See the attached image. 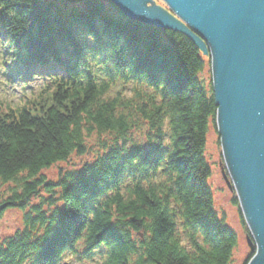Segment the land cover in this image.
I'll list each match as a JSON object with an SVG mask.
<instances>
[{
	"label": "trees",
	"instance_id": "1",
	"mask_svg": "<svg viewBox=\"0 0 264 264\" xmlns=\"http://www.w3.org/2000/svg\"><path fill=\"white\" fill-rule=\"evenodd\" d=\"M0 53L41 82L0 102V203L21 214L0 264H231L237 238L207 184L208 56L107 0H0ZM92 137L91 162L43 174L89 156Z\"/></svg>",
	"mask_w": 264,
	"mask_h": 264
},
{
	"label": "water",
	"instance_id": "2",
	"mask_svg": "<svg viewBox=\"0 0 264 264\" xmlns=\"http://www.w3.org/2000/svg\"><path fill=\"white\" fill-rule=\"evenodd\" d=\"M109 1L125 18L179 33L208 56L221 157L254 252L247 264H264V0Z\"/></svg>",
	"mask_w": 264,
	"mask_h": 264
},
{
	"label": "rangeland",
	"instance_id": "3",
	"mask_svg": "<svg viewBox=\"0 0 264 264\" xmlns=\"http://www.w3.org/2000/svg\"><path fill=\"white\" fill-rule=\"evenodd\" d=\"M205 61L206 66L204 67L201 78L205 85H208L211 82L210 64L209 60ZM5 74H7V76H5ZM40 85L41 82L39 80L24 84L21 81V78L15 73L12 66L7 68H4L3 66L0 67V102L6 104V106L23 105L26 101L32 99L39 93L38 90ZM93 138L94 137L87 141V147L91 149L89 156L79 158L74 155L70 158L69 165L64 163L56 164L48 171H44L43 174L48 179L55 181L59 169H76L78 168L76 165L79 163L91 162L97 152ZM205 159L210 169V177L207 180V184L212 193L215 212L219 217L224 215L227 227L235 233L237 238V245L232 255L231 264H243L250 253V249L246 242L250 234L246 225H242L237 208L232 204L231 200L235 196V192L228 180L229 177L221 157L220 146L217 145V135L213 129H210L206 138ZM226 182L230 183L229 187ZM20 222L21 214L19 211L13 209L6 210L0 218V237L13 233L16 228H19ZM70 261L73 262V260Z\"/></svg>",
	"mask_w": 264,
	"mask_h": 264
},
{
	"label": "bare ground",
	"instance_id": "4",
	"mask_svg": "<svg viewBox=\"0 0 264 264\" xmlns=\"http://www.w3.org/2000/svg\"><path fill=\"white\" fill-rule=\"evenodd\" d=\"M109 3H111L109 0H107ZM112 4V3H111ZM113 5V4H112ZM114 6V5H113ZM115 7V6H114ZM116 8V7H115ZM117 9V8H116ZM164 9V8H163ZM118 10V9H117ZM164 10H166V9H164ZM119 11V10H118ZM166 11H168V10H166ZM120 12V11H119ZM120 14L123 16V14L120 12ZM124 17V16H123ZM125 18V17H124ZM125 19H127V18H125ZM127 20H129V19H127ZM131 21H134V20H131ZM158 30H163V29H158ZM167 31V30H166ZM200 51V50H199ZM200 53H201V51H200ZM202 54V53H201ZM31 83V82H30ZM50 180V179H49ZM52 181V180H51ZM52 182H55V181H52ZM1 204V203H0ZM3 204H6V203H3ZM8 207H9V205H8V203L6 204V208L0 213V216H2V214L6 211V210H10V209H8ZM13 210H15V209H13ZM17 211V210H16Z\"/></svg>",
	"mask_w": 264,
	"mask_h": 264
}]
</instances>
